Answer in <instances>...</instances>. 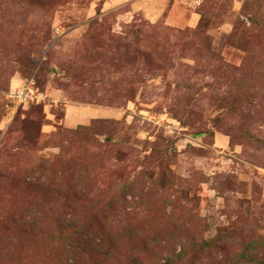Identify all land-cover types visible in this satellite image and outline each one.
Returning a JSON list of instances; mask_svg holds the SVG:
<instances>
[{"label": "rangeland", "instance_id": "obj_1", "mask_svg": "<svg viewBox=\"0 0 264 264\" xmlns=\"http://www.w3.org/2000/svg\"><path fill=\"white\" fill-rule=\"evenodd\" d=\"M0 264H264V0H0Z\"/></svg>", "mask_w": 264, "mask_h": 264}, {"label": "built area", "instance_id": "obj_2", "mask_svg": "<svg viewBox=\"0 0 264 264\" xmlns=\"http://www.w3.org/2000/svg\"><path fill=\"white\" fill-rule=\"evenodd\" d=\"M30 92L26 91L25 87L23 86L17 93H14V106H19L20 103L26 101L29 97Z\"/></svg>", "mask_w": 264, "mask_h": 264}]
</instances>
